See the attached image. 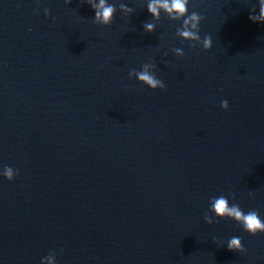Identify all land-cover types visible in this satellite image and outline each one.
I'll return each mask as SVG.
<instances>
[{"label": "water", "instance_id": "obj_1", "mask_svg": "<svg viewBox=\"0 0 264 264\" xmlns=\"http://www.w3.org/2000/svg\"><path fill=\"white\" fill-rule=\"evenodd\" d=\"M147 2L0 0V264H264V233L204 220L224 195L264 221L258 0H189L209 50ZM149 62L166 90L129 79Z\"/></svg>", "mask_w": 264, "mask_h": 264}, {"label": "clouds", "instance_id": "obj_2", "mask_svg": "<svg viewBox=\"0 0 264 264\" xmlns=\"http://www.w3.org/2000/svg\"><path fill=\"white\" fill-rule=\"evenodd\" d=\"M72 0H65L66 4H70ZM86 3L91 6L95 12L93 23L101 26H108L113 22L114 16L117 12V8L114 4H109L108 0H86ZM189 0H148L147 11L153 17V19H159L161 10L166 13L173 21H182V27L176 30L177 37L182 40L191 41L192 47H196L197 44L201 45L204 50H209L212 47V39L210 36H205L202 40L199 35L200 22L203 17L192 11L189 13L188 9ZM259 13H255V8L252 9L249 19L255 23L264 24V0H258ZM119 11L124 15L131 14L133 9L126 6L124 3L119 4ZM45 15H49V9H44ZM55 18H53L54 20ZM146 33H152L155 31L156 25L153 22H145L142 25ZM172 51L177 57H183L184 51L180 48H173ZM167 55V53H164ZM156 64L154 62L145 63L142 65V70L137 71L132 69L128 73L129 79L135 77L141 84L147 85L150 89L166 90L164 82L158 79L155 75ZM221 107L225 110L228 109L229 104L227 100L221 101ZM2 175L9 181H12L17 175L18 170H14L10 166H5L2 170ZM253 193H249L252 195ZM233 199L235 195L229 193ZM210 213H214L215 217L219 219L228 218L234 220L240 224L244 231L252 236L257 233H264V221L261 220L259 213L256 210H249L245 213L238 204H229V200L224 195L213 197L210 200L209 211L205 213L204 220L207 224L211 225L214 222H218L219 219H214ZM215 239V238H214ZM229 251L245 252V248L242 244L241 238L232 237L227 243ZM43 264V260L41 261ZM50 264L52 261L50 259Z\"/></svg>", "mask_w": 264, "mask_h": 264}]
</instances>
